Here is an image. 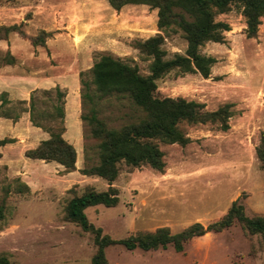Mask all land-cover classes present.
<instances>
[{
	"label": "rangeland",
	"instance_id": "374dc122",
	"mask_svg": "<svg viewBox=\"0 0 264 264\" xmlns=\"http://www.w3.org/2000/svg\"><path fill=\"white\" fill-rule=\"evenodd\" d=\"M215 20L227 23L230 30L224 33V43L207 42L199 48L200 54L216 60L210 75L171 72L156 81L157 95L195 101L207 111L231 104L229 128L221 131L211 124L181 123L179 128L189 141L183 146L159 144L165 163L162 172L121 164L112 182L118 204L85 210L88 221L114 240L164 227L171 234L195 223L207 227L221 220L233 203L242 205L249 218L264 217V168L256 155L264 131V18L253 38L244 33L245 17L238 6ZM12 25L20 26L26 37L11 32L0 41V51L8 50L16 59L15 65L0 68L8 78L0 80V92L7 87L12 92L8 99L15 102L22 99L16 92L30 93L47 78L50 87L41 90L58 86L65 91L64 138L77 151V170L64 173L55 162L25 157L26 150L48 138L31 125L28 113L16 123L0 120V139L14 141L0 147V202L6 199L0 255L10 264H91L94 236L64 218V208L74 195L87 187L108 188L105 180L80 173L85 166L84 147L96 142L84 137L79 75L84 73L89 80V69L98 57L110 55L147 76L150 61L134 43L160 33L157 11L145 5L116 11L107 0H0V27ZM40 31L50 37L45 47H33L30 38ZM162 35L166 59L185 54L187 42L180 32ZM126 111L107 105L102 117L116 125ZM90 153L94 164L97 157ZM15 179L27 184L29 191L17 193ZM105 255L108 264H264L260 236L237 222L192 238L181 252L170 245L149 251L115 245Z\"/></svg>",
	"mask_w": 264,
	"mask_h": 264
},
{
	"label": "trees",
	"instance_id": "16d2710c",
	"mask_svg": "<svg viewBox=\"0 0 264 264\" xmlns=\"http://www.w3.org/2000/svg\"><path fill=\"white\" fill-rule=\"evenodd\" d=\"M109 6L119 11L127 5H145L157 11V28L160 33L143 41H136L134 48L150 61L149 74L143 76L134 65H129L110 55H100L89 69L90 79L80 73V101L83 112L80 120L84 126V137L92 139L95 146L84 147L85 166L80 170L83 176H96L108 183L106 191H95L91 187L68 200L64 208L66 221L75 223L82 231L94 236L95 254L91 264H108L105 250L120 245L128 250H157L172 246L176 252L183 250L184 244L194 237L207 232H220L233 223H240L248 233L259 235L264 246V217L245 216L242 205L233 203L227 214L219 221L204 227L195 223L177 234L168 228L154 232L136 233L125 239L114 240L102 234L101 228L94 227L85 214L92 206L107 208L118 204L117 190L112 182L117 178L121 164L132 167H149L162 172L165 166L159 144L185 145L189 139L179 125L211 124L221 131L229 128L232 116L231 104H225L215 111H207L205 106L184 98H161L157 95L156 81L175 72L177 76L199 73L207 78L216 60L200 54L199 48L207 42L224 43V33L230 30L227 23L216 21L215 17L238 6L245 17L244 33L247 38L257 34L261 18H264V0H107ZM11 32L26 37L20 26H1L0 41L7 40ZM180 32L187 42L184 55L175 54L166 59L162 48L164 35ZM50 33L40 31L30 38L33 47H45ZM16 64L10 51H0V68ZM65 91L58 86L41 90L35 89L29 100L11 101L7 92L0 93V118L16 123L23 113H28L29 121L35 128L47 133L48 138L25 151V157L45 163L55 162L62 166L64 173L76 171L77 154L74 146L64 138ZM125 111L120 122L114 125L102 117L105 106ZM108 120L109 117H107ZM13 139H0V147L13 143ZM95 152L97 162L92 164ZM257 158L264 168V131L256 148ZM2 154L0 153V159ZM17 193L28 192L27 184L14 180ZM9 185L8 188H10ZM6 199L0 202V220L4 218ZM0 264H10L5 255H0Z\"/></svg>",
	"mask_w": 264,
	"mask_h": 264
},
{
	"label": "crops",
	"instance_id": "0c3cea01",
	"mask_svg": "<svg viewBox=\"0 0 264 264\" xmlns=\"http://www.w3.org/2000/svg\"><path fill=\"white\" fill-rule=\"evenodd\" d=\"M3 79H8V78H6V77H4L3 76V71H1V73H0V80H3ZM9 79H11V80H13L12 82H16L17 81V78L16 77H13V76H10V78ZM45 81H39V84H37L33 89L35 90V89H40V88H49L50 86L48 85V84H46V82L48 81L49 82V79L47 78V79H44ZM47 80V81H46ZM1 92H9L10 93V95H11V93L12 92H10V91H8V89H7V87H5L4 88V90L3 91H1ZM0 92V93H1ZM31 93V92H30ZM30 93L28 92V91H26V90H19L18 92H16V94L17 95H22V99L21 100H26L27 98H29L28 96L30 95ZM23 94H25L24 96H23ZM16 98V97H15ZM14 98V99H15ZM11 100V99H10ZM1 119H3V118H0V120ZM66 133V132H65ZM65 133H64V135H65ZM1 153V152H0ZM76 154H77V151H76Z\"/></svg>",
	"mask_w": 264,
	"mask_h": 264
}]
</instances>
